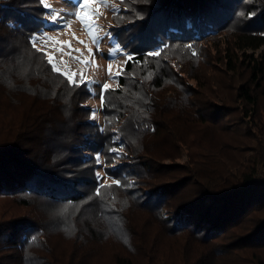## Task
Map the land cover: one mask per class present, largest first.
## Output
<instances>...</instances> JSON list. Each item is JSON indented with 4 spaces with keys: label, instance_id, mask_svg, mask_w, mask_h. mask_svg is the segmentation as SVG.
I'll return each instance as SVG.
<instances>
[{
    "label": "trees",
    "instance_id": "1",
    "mask_svg": "<svg viewBox=\"0 0 264 264\" xmlns=\"http://www.w3.org/2000/svg\"><path fill=\"white\" fill-rule=\"evenodd\" d=\"M260 1L263 0H120L119 10L111 17L116 26L108 32L130 58L118 76L117 86L104 90L98 123L91 120V108L85 105L91 97L85 83H70L65 76L53 72L45 60V65H32L29 60V55L40 54L30 38L46 25V9L40 0H0V198L35 196L51 201L60 198V204L80 202L81 197L71 191L88 177L84 169L98 162L97 156L103 163L113 158L122 161L119 176L147 172L142 167L148 166L143 164L152 156L144 151L143 139L163 136L165 140H175L164 117L163 104L168 97L158 96L155 90L178 85L186 74L184 68L189 72L202 68L206 56L217 58L222 53L221 46L227 72L235 71L239 59L250 72L253 85L241 89L240 95L254 108V95L259 92L264 97V4ZM226 34L231 39L220 37L222 40L211 46L214 52L209 51L206 43ZM157 52L159 55H155ZM222 59L220 56L217 61ZM49 80L59 84V94ZM53 107L60 114L48 120ZM216 108L211 107L203 116H196L195 111L189 113L193 114V122L187 123L198 128L202 138L194 155L201 161L191 169L185 167L195 187L182 200L178 208L182 212L168 224L170 234L180 242L181 255L187 247L195 246L196 253L203 252L202 258H207L205 264H229L233 255L235 258L246 250H264V145L251 146L261 154L260 159L230 158L231 145L223 139L228 131L222 130L213 139L208 136L211 114L216 113ZM202 145H207L206 152ZM37 152L50 154L42 168L52 171L65 167L67 177L55 185L49 181L44 184L39 176L53 175V171L38 169L40 163L34 157ZM231 164H235V171H228ZM73 176L78 178L70 179ZM81 184L79 193H84L87 184ZM37 188L39 192L34 191ZM155 190L159 194L171 192L172 188ZM147 201H151L150 196ZM0 215V244L20 249L26 225L20 221L11 223V219ZM244 220L252 224L250 229L235 232ZM14 224L20 225L19 229ZM52 225L69 227L73 232L75 221L64 222L56 217ZM115 230L119 237L128 238L124 226L118 225ZM18 235L20 242L14 241ZM255 262L264 264L259 258Z\"/></svg>",
    "mask_w": 264,
    "mask_h": 264
},
{
    "label": "rangeland",
    "instance_id": "2",
    "mask_svg": "<svg viewBox=\"0 0 264 264\" xmlns=\"http://www.w3.org/2000/svg\"><path fill=\"white\" fill-rule=\"evenodd\" d=\"M119 1L91 0L92 10L99 14V18L92 21L99 29L94 32L98 37L94 43L92 36L73 15L81 0H45L51 6L50 9L45 8L43 19L46 25L35 35L40 37L35 47L40 54H35V57L29 55L31 64L39 65V62L44 64L43 60L48 62L45 56L47 53L62 71L72 74L75 82L85 83L91 92L90 100L85 105L91 108V120L98 123H101V102L105 90L102 86L105 83L108 84L107 89L117 86L118 76L129 57L108 32L116 26L111 17L119 10ZM260 2L264 4V0ZM101 4L107 6L102 7ZM50 12L60 14L63 19H58L57 24H53ZM65 21L70 26L58 31V24ZM45 36L51 40L45 39ZM220 37L223 40L226 38V41L231 39V35L226 34V37L219 36L207 42L212 53L214 50L211 46L213 42L222 40ZM69 44L71 55L68 54ZM117 49L120 51L117 52ZM220 51L222 53L216 55L217 58L206 56L202 68L195 67L190 72L184 68L186 74L181 76L178 85L161 91L155 90L158 96L168 97L163 104L166 109L164 117L171 126L175 140H165L163 136L157 140L151 137L143 139L144 151L152 156L143 164L148 166L142 167L147 172L143 171L139 175L133 171L130 176L129 173L119 176L117 170L122 167V161L113 158L111 162L103 163L97 156L98 162L84 169L88 176L81 182L87 184L85 192L79 193L81 183L75 184V191L70 190L71 194L81 197L80 202L60 204V198H52L51 201L43 198L40 200L35 196L21 197L20 200L16 196L0 198V214L11 219V223L20 221L19 224H24L27 228L24 244L20 249L0 244V264H198L200 260L205 261L207 258H202L203 252L196 253L195 246L188 250L187 247L181 255L178 250L180 242L170 234L168 224L182 212H178L182 200L195 187L189 170L187 173L185 167L188 165L191 169L201 161L194 155L198 152L202 138L198 134V128L187 123L193 122V114L189 113L195 111L196 116H203L211 107H218L214 109L216 113L211 114L208 136L213 139L222 130L228 131L226 135L223 134V139L231 145V152L228 150L230 158H242V161H247V158L260 159L261 154L251 146L264 145V97L258 92L253 94L257 105L251 108L246 104L240 92L241 89L252 87L250 72L242 67L240 59L235 71L227 72L223 46ZM220 56L223 58L221 62L217 61ZM236 56L239 57V54ZM43 73L46 74L45 70ZM49 82L55 84L52 88L59 94V84L52 80ZM59 114L57 107H53L48 120ZM118 114L120 113L116 112ZM200 147L206 152L207 145ZM34 157L40 163L39 170L43 169L46 173L53 171V175L39 176L44 184L49 181L51 185H55L60 178L67 177L65 167L52 168L49 163L52 171L42 168L50 158L49 153L37 152ZM78 164L81 165V162ZM231 165L228 171H235V164ZM260 173L262 174V170ZM77 178L78 176H73L70 179ZM114 180L119 182V186L113 183ZM165 186H171L172 191L157 194L159 190L155 188ZM24 190L28 188L25 187ZM34 191L39 192V189ZM40 194L45 196L41 191ZM149 196L151 201H147ZM24 201H28V204ZM56 217L64 222L74 220L73 232L69 227H54L52 222ZM121 217L124 218L123 221ZM117 220L121 222H116ZM244 221L242 227L236 228L235 232L243 233L244 229H250L252 224L248 220ZM118 225L125 227L127 239L117 235L115 229ZM12 226L15 229L20 227L18 224ZM19 240V235L14 237V241ZM225 243H229V240H225ZM257 258L264 262V250H246L238 253L235 258L234 255L231 256L228 263L257 264Z\"/></svg>",
    "mask_w": 264,
    "mask_h": 264
},
{
    "label": "snow or ice",
    "instance_id": "3",
    "mask_svg": "<svg viewBox=\"0 0 264 264\" xmlns=\"http://www.w3.org/2000/svg\"><path fill=\"white\" fill-rule=\"evenodd\" d=\"M40 2L43 5V7L50 9L51 6L49 4H47V3H45V0H40ZM90 2H91V0H81V2H79L78 5L76 6L77 10L73 12V15L75 16V18H77L80 21L81 25L89 32V35L92 36L93 42L96 43L97 40H98V37L96 35H94V32H98L99 29H98V26L95 25L92 21L94 19H98L99 18V14L92 10V8L90 6ZM100 6L106 7L107 5L101 4ZM49 14L52 17L51 22L53 24H57L58 19H63V17L60 14L56 13V12H50ZM69 26H70L69 23L67 21H65L64 23H59L58 24L57 30L58 31H63L64 29L68 28ZM44 38L49 40V41L51 40L50 37H46L45 36ZM39 39H40V37H37V36H32L30 38V42H31L32 47H34V48L36 47L37 41ZM67 47L69 48V53L68 54L71 55V51H72L71 50V45L69 44V45H67ZM116 51L119 52L120 50L117 49ZM193 54H195V53H193ZM61 55H63V53H61ZM155 55H159V53L157 52V53H155ZM45 56H47L48 63L51 65V70L53 72H56V73H58L60 75L65 76L70 83L75 84V81L73 79L72 74H69V73H67L65 71H62L58 67L57 62L54 60L53 57L48 56L47 53H45ZM110 69H111V63L109 64V70ZM102 88L106 90L108 88V84L105 83L102 86ZM112 151H116V150L112 149ZM97 159H99V158L97 157ZM113 183L117 184L119 186V182L118 181L114 180ZM97 194H99V192ZM32 239L35 240V237H33Z\"/></svg>",
    "mask_w": 264,
    "mask_h": 264
}]
</instances>
